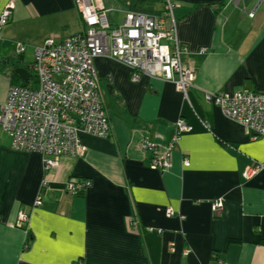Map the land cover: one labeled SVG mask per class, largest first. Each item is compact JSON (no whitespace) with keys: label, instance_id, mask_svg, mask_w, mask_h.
<instances>
[{"label":"crops","instance_id":"obj_1","mask_svg":"<svg viewBox=\"0 0 264 264\" xmlns=\"http://www.w3.org/2000/svg\"><path fill=\"white\" fill-rule=\"evenodd\" d=\"M102 1L112 25L128 11L164 12V0ZM144 1L161 4L143 10ZM172 2L166 24L186 47L183 64L196 71L187 92L161 77L133 81L125 64L97 57L109 135L81 133L84 149L46 169L41 153L14 148L0 127V264H264V169L245 176L264 164V136L253 138L206 98V91H264V0ZM6 4L14 5L8 28L33 19L38 45L84 29L75 0H0V10ZM0 39L2 103L22 82L14 70L33 72L34 58L27 62ZM180 117L191 128L175 144L170 169H154V152L141 144L150 141L161 155ZM70 179L89 180L83 194L54 185Z\"/></svg>","mask_w":264,"mask_h":264},{"label":"built area","instance_id":"obj_2","mask_svg":"<svg viewBox=\"0 0 264 264\" xmlns=\"http://www.w3.org/2000/svg\"><path fill=\"white\" fill-rule=\"evenodd\" d=\"M75 1L84 29L62 40L48 37L35 49L32 70L36 86L30 84L32 76L25 85H11L6 99L0 103V127L12 136L13 147L41 153L46 169L56 166L59 157L75 156L84 149L81 133L101 137L109 134V117L95 66L97 57L122 62L130 68L133 81L142 75L161 77L182 92L194 85L196 77L194 67L182 62L175 29L166 24L173 16L172 0H164L166 8L162 15L129 11L118 25L110 23L102 0ZM13 7L6 4L0 10V30L10 22ZM25 49L23 44L16 46L18 54ZM206 98L228 117L245 125L253 138L264 136V91H206ZM190 128L180 117L175 136L161 155L153 143L142 142V147L154 152V169L162 172L170 169L173 148L181 133ZM185 163L190 162L185 159ZM262 169L263 163L252 165L245 176L249 178ZM42 185H47V180ZM78 187L80 184L70 181L66 189L76 193ZM215 206L223 207L221 202ZM167 214H175L174 209L169 208ZM20 217L25 218L22 221L29 218L24 212Z\"/></svg>","mask_w":264,"mask_h":264},{"label":"rangeland","instance_id":"obj_3","mask_svg":"<svg viewBox=\"0 0 264 264\" xmlns=\"http://www.w3.org/2000/svg\"><path fill=\"white\" fill-rule=\"evenodd\" d=\"M148 4H156V8L159 7V4H161L158 1H154V2H150V3H146L145 1L139 5L138 7L140 8V6H142L143 10H146V7L148 8ZM138 9V8H137ZM149 12H154L152 9H147ZM129 12V11H128ZM125 15L124 11H120V15H118V19L120 21H122L123 17ZM82 17V16H81ZM83 20V19H82ZM84 22V21H83ZM13 23L7 24L5 25L3 30H0V38L2 37L3 39L7 38L10 41H4L3 44H9V48L10 49H14L16 51V46L18 44H23L25 45L26 49H25V60L27 62L33 61L34 58V54H35V49L37 47H39L38 44H35L34 40H31L32 37H39L41 34L39 33V29L37 27V25L35 24L34 20L31 19L30 21H27L24 25L23 23L21 24H17L14 27H12L11 29L8 28L12 25ZM8 28V32H5L4 30H6ZM24 30L26 31H30L32 34L30 33H25L23 36H21L20 34H23ZM8 35H5V34ZM39 33V36H38ZM73 35V34H72ZM1 40V39H0ZM0 43L2 44V42L0 41ZM16 56V55H15ZM32 80L30 81V84L34 83V77H35V73H31ZM30 76V77H31ZM61 77V76H60ZM14 84H21V83H13L11 85ZM10 85V86H11ZM36 86V85H35ZM9 90V88H8ZM8 93V91H7ZM7 97V95H6ZM109 127H110V122H109ZM171 141V140H170ZM167 146V145H166ZM20 150V149H19ZM54 167V166H52ZM51 168V167H50ZM49 168V169H50ZM21 220H24V217H20Z\"/></svg>","mask_w":264,"mask_h":264},{"label":"trees","instance_id":"obj_4","mask_svg":"<svg viewBox=\"0 0 264 264\" xmlns=\"http://www.w3.org/2000/svg\"><path fill=\"white\" fill-rule=\"evenodd\" d=\"M165 2H164V12H163V14L165 13ZM180 45H181V50L183 49V48H186L184 45H182L181 43H180ZM16 54L17 55H21V54H18L17 52H16ZM32 73V72H31ZM33 77V76H32ZM35 81H36V78L34 77V83H33V85H35ZM15 83H19V82H15ZM21 84H24V83H22L21 82ZM26 84V83H25ZM24 84V85H25ZM104 103H105V101H104ZM109 135V134H108ZM45 180H47V179H45ZM70 181H73L74 183H78V184H80V187H78V190L76 191V193H74V194H77V195H80V194H83V192H84V190H85V188H86V186H87V184H88V182H89V180H87V179H75V180H69V181H67V182H65V183H54V185L55 186H62V187H66L67 188V184L70 182ZM47 182H48V180H47ZM48 184V183H47ZM46 186V185H45ZM44 186V187H45ZM80 188V189H79ZM174 215V214H173ZM169 216H172V215H169Z\"/></svg>","mask_w":264,"mask_h":264},{"label":"water","instance_id":"obj_5","mask_svg":"<svg viewBox=\"0 0 264 264\" xmlns=\"http://www.w3.org/2000/svg\"><path fill=\"white\" fill-rule=\"evenodd\" d=\"M15 74L20 78L22 83H27L29 81V78L31 76V72L29 71L28 68L25 67H17L14 70Z\"/></svg>","mask_w":264,"mask_h":264}]
</instances>
